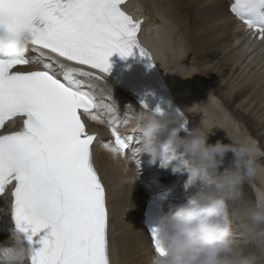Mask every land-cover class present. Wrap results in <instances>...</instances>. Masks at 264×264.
<instances>
[{"label":"snow or ice","instance_id":"6c2138e0","mask_svg":"<svg viewBox=\"0 0 264 264\" xmlns=\"http://www.w3.org/2000/svg\"><path fill=\"white\" fill-rule=\"evenodd\" d=\"M124 2L0 0V28L32 37L24 54L0 60V197L11 192L15 231L29 246L27 264H111L107 192L94 155L98 137L83 117L103 122L101 113L107 115L113 140L101 146L113 158L130 151L139 164L137 147L129 145L137 130L119 131L131 121H119L92 83L110 72L114 52L127 58L137 49L155 63L139 41L143 21L125 12ZM229 10L264 42V0H232ZM149 233L163 254L156 228Z\"/></svg>","mask_w":264,"mask_h":264},{"label":"bare ground","instance_id":"6f19581e","mask_svg":"<svg viewBox=\"0 0 264 264\" xmlns=\"http://www.w3.org/2000/svg\"><path fill=\"white\" fill-rule=\"evenodd\" d=\"M230 1L130 0L126 8L145 16L139 38L155 63L142 60L140 67L129 57L122 58L118 52L112 55L131 68L135 66L143 75L142 81L152 83L158 94L163 93L165 99L169 98L174 109L184 113V122L191 125V130L200 125L211 131L209 143L218 139L229 143L228 137L251 138L264 152L261 41L248 40L244 33L247 28L228 10ZM92 83L95 92L100 88L108 90L105 101L114 105L116 113H122V121L133 120L139 111L133 103L124 101L116 90L114 83L122 84L108 73L104 80L97 79ZM117 93V97H111ZM101 116L103 122L86 116L88 126L106 134L109 117L103 113ZM131 129L130 122L125 131L130 134ZM189 132V128L182 130L181 135ZM140 135L138 131L131 134L135 147ZM101 142L95 146L94 155L96 167L107 186L111 264H150L154 248L139 220L145 199L160 192V196L165 194L168 200L179 195L185 202L184 199L197 188H185L187 173L173 174L171 168H162L159 162L150 163L146 152L136 154L137 164L131 153L113 158ZM230 159L231 153L226 162ZM258 163L264 166V155L258 157ZM251 181L243 185L239 198L229 201L232 228L235 239L243 247L251 244L248 252L252 253L254 247L258 249L255 257L258 264H264V237L258 235L260 229L254 228L245 215L256 203L251 198L252 192L264 190V173L253 178L254 183ZM247 183L252 184L251 192ZM166 189L170 191L168 194L162 192ZM4 205L1 198L0 208ZM3 217L4 210H0V242H5L12 233L10 223Z\"/></svg>","mask_w":264,"mask_h":264},{"label":"clouds","instance_id":"9594fccd","mask_svg":"<svg viewBox=\"0 0 264 264\" xmlns=\"http://www.w3.org/2000/svg\"><path fill=\"white\" fill-rule=\"evenodd\" d=\"M31 39L29 31L0 28V46L9 55L24 54ZM185 119L179 110L141 108L131 121L132 129L141 134L138 152L148 153L150 163L159 162L173 174L187 173L185 188H197L175 210L159 216L155 228L164 253L154 250L150 264H258L255 255L235 239L229 201L241 196L246 182L264 173L258 163L264 152L251 138L209 143L211 131L200 125L181 135ZM245 215L264 237V190L257 189L256 203ZM28 251L27 241L14 230L0 242V264H27Z\"/></svg>","mask_w":264,"mask_h":264},{"label":"rangeland","instance_id":"374dc122","mask_svg":"<svg viewBox=\"0 0 264 264\" xmlns=\"http://www.w3.org/2000/svg\"><path fill=\"white\" fill-rule=\"evenodd\" d=\"M191 2H192V0H191ZM229 131V130H228ZM230 132V131H229ZM247 251L249 250V248H251V244H249V245H245V247H244ZM255 247L253 248V249H251V252H252V254H254L255 256H257L256 255V252H259V251H257L258 249H255ZM256 251V252H255ZM259 258V257H258Z\"/></svg>","mask_w":264,"mask_h":264}]
</instances>
